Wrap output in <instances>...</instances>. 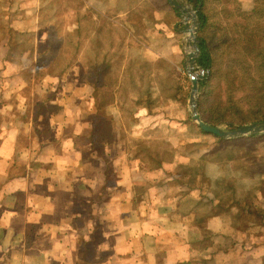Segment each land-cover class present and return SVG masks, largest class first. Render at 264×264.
<instances>
[{
  "label": "crops",
  "instance_id": "1",
  "mask_svg": "<svg viewBox=\"0 0 264 264\" xmlns=\"http://www.w3.org/2000/svg\"><path fill=\"white\" fill-rule=\"evenodd\" d=\"M171 11L169 0H0V264H264V190L236 202L214 174L168 185L178 154L147 169L115 138L97 151L83 137L97 87L42 69L55 48L54 65L105 64L117 83L99 97L116 95L127 67L155 77L165 49L180 53Z\"/></svg>",
  "mask_w": 264,
  "mask_h": 264
},
{
  "label": "trees",
  "instance_id": "2",
  "mask_svg": "<svg viewBox=\"0 0 264 264\" xmlns=\"http://www.w3.org/2000/svg\"><path fill=\"white\" fill-rule=\"evenodd\" d=\"M189 2L194 8L200 3L197 17L200 21L199 31L201 34H198L197 46L199 47V55L196 58V62L206 72L203 78L199 80V114L201 116L204 114L206 105H209V109L212 108L218 111L220 113V116H218L219 120H216L212 125L222 121L242 124L248 121L264 119V37L258 36V33L262 31H257L264 29V24L263 21H256L257 14L264 12V0H257L256 5L247 11H240L236 15V18L227 21L225 25L220 24L217 26V28H222L225 31H227V28H230V31L237 35L241 33L240 25L242 27L247 26L248 20L251 22L249 26L252 27L250 30H246L245 28L244 39L254 46V54L250 57L241 55L240 59L233 61L229 67L225 68L224 72L220 69L218 71L216 53L219 51V48L223 49V44H225V48L228 50L231 47L229 40H233L236 37L226 38L224 31L219 33L220 35L216 39L215 36L208 38L204 34L205 28L208 26V19L204 12L206 0H189ZM60 51L58 48L49 50L51 62L45 64L42 68L43 71L56 74L55 72L60 70L72 75V70H74L75 73L81 76L84 82L86 81V83H92V85L96 86L97 89L92 94L95 115L96 120L102 119L104 109L99 102V90L100 87H104L103 84L106 81L108 67L105 64L98 67H90L88 65L72 66L70 64H66V66L61 64L54 65L53 62L59 58ZM68 55L72 58L73 53H69ZM229 62L230 60H227V63ZM83 67H89L87 76ZM91 68L93 69L92 71ZM90 71L92 72V76ZM155 75L158 78V72ZM173 79L176 82L180 80L179 77H174ZM157 80L160 81V76ZM163 80L162 78L160 89L158 85L153 83L143 89L138 87L139 93L134 99V103L138 108L130 110L128 114L129 122L127 124L129 128H133L132 130H140V136L142 137L135 142H128L126 145L127 151L137 157L141 163H144L147 169L162 167L163 158L152 155L151 151H153L155 142L161 143L163 139L151 142L147 141L146 136L144 138L143 136L146 135L145 131L161 136L165 128L170 134L173 133L176 137H180V141L177 142L176 146H173V150L177 152L181 160L179 159L174 165L173 170L167 173L171 177L168 185L174 186L180 183L186 175L203 177L208 174H214L217 178L213 185H218V182L223 183L222 189L224 193L227 190L233 191L237 187V196L235 199H231L236 202L257 191L264 190V134L223 139L214 134L204 132L188 115L180 120L178 126L166 123L167 119L162 120V116L160 115L162 110H157L156 106L185 96L181 93L180 85H175L172 93H165L167 91L165 86L168 85H164L165 82ZM116 83L117 76L115 79H112V84ZM87 102L88 100L84 99L82 106L87 104ZM244 103H249L247 105L248 109H243ZM46 104L48 110L47 117H49L52 114L51 111L54 109V106L49 102ZM157 113H159L160 117L156 119L154 115L157 116ZM147 119L152 120L147 121ZM96 128V126L91 127V129L86 128L83 132V137H90L92 139V132L94 131L95 135ZM104 133L106 131L98 135ZM189 136L192 137L188 139ZM192 138L195 141H191ZM146 145H148V148H145ZM93 146L95 148L99 147L98 144H94ZM232 173L236 176V186L232 185L233 179L231 178L234 176ZM81 201L79 200L81 206L89 204V202ZM78 257L82 262H85L83 251L79 253Z\"/></svg>",
  "mask_w": 264,
  "mask_h": 264
},
{
  "label": "rangeland",
  "instance_id": "3",
  "mask_svg": "<svg viewBox=\"0 0 264 264\" xmlns=\"http://www.w3.org/2000/svg\"><path fill=\"white\" fill-rule=\"evenodd\" d=\"M257 0H206V4H205V9L204 12L207 16L208 19V26L205 28L204 34L206 36L212 37L215 36V39L220 35L219 33L224 32L225 30H223L222 28H217V26H219L220 24L225 25L227 21L236 18V15L238 14V12L240 11H247L248 9H250L252 6L256 5ZM193 6V5H192ZM194 8V7H193ZM195 9V8H194ZM172 19L176 22V26L178 27L177 29V42L179 43V51L177 56H170L171 55V51L165 49V53L162 52L164 55L166 54V59L167 61L163 60L159 65H160V71H158V74L160 76V81H158L157 76L155 75V77H153L152 75L154 73H150V75L147 74V71L149 70L148 66H141V68L137 69L134 67V69L136 70H132V68H127V70L124 72L125 78L127 77V79H125V82H122L123 87L119 88L118 91L116 92V95H102V97H99V102L100 105L103 107V118L100 120H96V115L94 114V112L91 111H87L88 117L87 120H85L86 122H90L93 121V126H96L97 131L94 135V131L92 132L93 138L90 139V137H84L85 139H90L91 142H95L98 144V148L97 151H101L104 149V145L107 142H110L112 139H117V148H114V152L115 153H119L121 151V149H125L127 146L128 142H135L138 139H140L142 136H140L141 132L140 130H132L133 128H129L128 126V114L130 113V110H132L133 108H138V106L134 103V99L138 96V87L140 89L145 88L147 85H151L156 84L158 85L159 89H160V83L162 78L164 79L163 81L165 82L164 85H168L165 86V88L167 89V91H165V93L169 94L172 93L173 88L175 85H180L181 86V93L183 94V96L185 97H180V99H174V100H169L168 103H161L158 104V106H156L157 110H162L161 112V116H162V120H164L165 118L166 123L170 124V125H179L180 120H182L183 118L186 117V115L189 116V109H188V101H189V93L191 90V76L190 74L187 72L185 63H186V59H187V54L189 52H193V41L192 39L186 43V34L187 32L192 29L193 27V23H192V18L189 17H185L181 14L180 11H171L170 12ZM263 21L264 24V12H259L257 14V19L256 21ZM173 21V22H174ZM254 23V22H253ZM251 22L250 20L247 21V26H241L240 25V31L241 33L239 35L232 33L230 31V28H227V31L224 32L226 38H231V37H236L233 40H229V44H230V48L227 50L225 48V44H223V49L219 48V51H217L216 53V57H217V66H218V71L219 69L221 71L224 72L225 68L229 67V65L233 62V61H237L240 59L241 55L242 56H252L254 54V46L252 44L249 43V41L245 40V28L246 30H250L252 29L251 26ZM168 26H170L168 24ZM167 26V29L169 28ZM227 27V26H225ZM164 28V26L162 27ZM170 29V28H169ZM220 29V30H219ZM182 30V31H181ZM164 32L163 30H160V32ZM218 31V32H217ZM257 31H262L258 33V36H260L261 38L264 37V29H259ZM161 32V33H162ZM198 34H201V32L199 31V28L197 30H195L194 32V36L195 38H199ZM189 35V32H188ZM146 37L145 33L144 35L142 33H140L139 37L141 38V40L143 42L144 39L142 37ZM65 42V41H64ZM70 44H72V42H70ZM186 48L183 49V47ZM162 50V49H161ZM71 51V50H70ZM72 52V51H71ZM147 52L146 56H151V53L153 54V52ZM143 55V54H142ZM176 55V54H175ZM169 56V57H168ZM168 57V58H167ZM147 58V57H146ZM227 60H230L229 63H227ZM169 63V64H168ZM197 66V67H196ZM89 67H83L84 71H85V75L87 76V71H88ZM111 70L113 72H116L119 70V67L117 65H113L111 66ZM135 71V72H134ZM143 75V81L138 80V74ZM201 71H204L205 74V70L203 68H200L197 64L195 65V69H194V73L198 74ZM169 73V75L167 76V74ZM252 73H254V71H252ZM150 78H154V79H149ZM174 77H179L180 80L179 82L174 81ZM114 78V76H112L110 78L109 81H104L103 86L105 87V85L108 84H112V79ZM154 81V82H153ZM113 85V84H112ZM113 86H108V88H112ZM102 87H100L101 89ZM172 88V89H171ZM159 92V91H157ZM100 94V92H99ZM180 95V93H179ZM199 96H200V89H199V94H198V103H199ZM164 99V98H161ZM168 99V98H167ZM166 99V100H167ZM198 103H197V112L199 114L198 111ZM249 104V103H248ZM247 103H244L243 105V109H248ZM242 105V103H241ZM85 106V105H84ZM88 107V106H85ZM86 111V108H85ZM158 115H154V117L159 118L160 115L159 113H157ZM199 116L201 117L202 120L206 121L209 124L215 123L216 120L218 121V116H220V113L214 109H209V105H206L205 110H204V114L201 116L199 114ZM154 117L151 116L152 119H154ZM253 118V117H251ZM152 119H147L148 120H152ZM191 119V118H190ZM264 120V119H261ZM193 121V120H192ZM255 121H260V120H254V121H248L245 123H250V122H255ZM225 123H231V121H222V122H217V124L215 125H221V126H226L224 125ZM242 123V124H245ZM90 124V123H89ZM232 124L235 125H240L237 124L236 122H233ZM233 126V125H231ZM230 126V127H231ZM229 127V126H227ZM226 127V128H227ZM107 128V129H106ZM102 135H98L100 133L105 132ZM146 135L143 136V138L146 136L147 141H154L158 140V139H163V141L161 143L155 142V144L153 145V151H151L152 155H157L161 158H163V162H169L171 159V156L176 155L177 152L175 150H173V146L177 145V142L180 141V137H176L173 133L170 134L169 132H167V130L164 128L163 129V133L162 135H158L155 133H148V132H144ZM264 134V133H262ZM259 135V134H256ZM251 136V135H249ZM253 136V135H252ZM192 136H189L188 139H190ZM243 137V136H241ZM183 138H187V137H183ZM195 141L194 138L191 139V141ZM132 146L134 147V145L132 144ZM113 148V146H112ZM145 148H148V145L145 146ZM170 154V155H169ZM164 156V157H163ZM190 175H186L184 177V179L187 181V179L189 181L191 180V177H189ZM156 181V179L154 180ZM196 182V181H195ZM194 183V182H193ZM190 184V183H189ZM141 186L145 187L147 189H151L149 187H147L148 185L145 184H141ZM187 184L184 186V188L182 187V189L180 190L179 194L182 193H186L187 191ZM165 185L161 186V190H165ZM137 189V187H136ZM145 189V190H147ZM159 195H163V192H157Z\"/></svg>",
  "mask_w": 264,
  "mask_h": 264
},
{
  "label": "water",
  "instance_id": "4",
  "mask_svg": "<svg viewBox=\"0 0 264 264\" xmlns=\"http://www.w3.org/2000/svg\"><path fill=\"white\" fill-rule=\"evenodd\" d=\"M174 8H177L181 14L186 17L192 18L193 27L189 32V39L193 41V52L187 54L186 69L191 76V90L189 93L188 109L191 120H193L204 132L214 134L220 138H237L241 136H249L264 133V120L235 125L232 123H225L226 126L212 125L202 120L197 112L198 94H199V80L203 78L204 71L195 74L193 71L197 64L196 58L199 55V47L197 46L198 40L194 36L195 30L199 28L200 21L197 17V10L200 7V3L194 9L189 0H169ZM188 42L186 38V43ZM186 48L183 47V49ZM187 49V48H186ZM197 67V66H196ZM200 67V66H199ZM201 68V67H200ZM233 125V126H231ZM229 126V127H227ZM231 126V127H230ZM227 127V128H226Z\"/></svg>",
  "mask_w": 264,
  "mask_h": 264
},
{
  "label": "bare ground",
  "instance_id": "5",
  "mask_svg": "<svg viewBox=\"0 0 264 264\" xmlns=\"http://www.w3.org/2000/svg\"><path fill=\"white\" fill-rule=\"evenodd\" d=\"M187 40H188V42L190 41V39H189V35H188V32H187Z\"/></svg>",
  "mask_w": 264,
  "mask_h": 264
}]
</instances>
